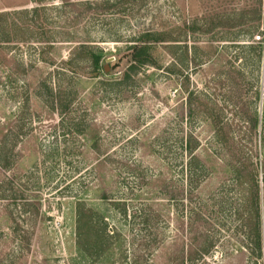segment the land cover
<instances>
[{
	"label": "rangeland",
	"instance_id": "1",
	"mask_svg": "<svg viewBox=\"0 0 264 264\" xmlns=\"http://www.w3.org/2000/svg\"><path fill=\"white\" fill-rule=\"evenodd\" d=\"M36 6L0 0V15ZM83 10L48 8L51 36L0 42V264H264V0ZM29 19L2 16L0 38ZM146 31L171 33L129 71ZM188 135L206 168L191 193Z\"/></svg>",
	"mask_w": 264,
	"mask_h": 264
},
{
	"label": "trees",
	"instance_id": "2",
	"mask_svg": "<svg viewBox=\"0 0 264 264\" xmlns=\"http://www.w3.org/2000/svg\"><path fill=\"white\" fill-rule=\"evenodd\" d=\"M32 2L36 3V7L29 9V10H20V11H14L12 13H8L5 15H0V19H2V16H11L12 18L15 15H19L25 18H30L29 20H22V22L13 25V31L12 33H8L7 36H4L3 39L0 38V42L3 43H9V42H26L23 38H18V32L25 31L29 32L30 35H36L37 34H45L48 36H51L54 30L50 27L52 24L51 18H49L45 11H48V8L54 11H61L64 8H71V9H80L84 8L83 13L85 14L88 12L89 9H91L92 5L98 6V7H104L108 6L110 1H120V0H104L103 2H93L90 0H59L60 5H53L51 7L44 6V3L46 0H31ZM114 7V5H113ZM106 10H109L108 8H105ZM73 10L72 12H74ZM75 13V12H74ZM79 15H81L79 13ZM171 32H150L146 31L142 33L139 37H137L134 41V44L130 46V58H131V65L129 66L128 70L133 71L141 66H146L149 64H152V56H151V47L153 44L158 42H163L166 39V36L168 37ZM18 39V40H17ZM44 41V40H43ZM44 42H49L44 41ZM78 48L81 49H89V59L91 62V65L94 70H98L99 64H100V54L94 52V49L89 47L85 43H81L78 45ZM259 121L255 118L253 120V127L256 128ZM194 138L191 135H188L186 139H182L181 141V150L185 152L186 154V163H185V178L187 180V188L188 192H193L196 190L200 182L206 177V168L204 165L200 162V160L195 157L194 152L197 149L194 144ZM198 146V145H197ZM250 161V157L246 156L245 153L242 155V159H240V165L242 166V161ZM242 167L236 168V173H239L241 171ZM183 173V172H182ZM254 188H255V194L253 199V229H252V241H253V249L254 252H256L258 257H261V249H262V242H263V231L261 226V215L258 205V186L256 184V181L254 182ZM89 212H80L78 216V227L86 225L88 222V218H91V215L88 214ZM124 216H126L125 209L123 211ZM84 218V222H81V219ZM98 223H101V228L99 229V238L98 242L100 243V248L102 252V245L104 244L105 247L108 248V238L109 235L106 233V223L104 224L103 219H98ZM105 240V241H104ZM104 250V249H103ZM85 252V250H81Z\"/></svg>",
	"mask_w": 264,
	"mask_h": 264
}]
</instances>
